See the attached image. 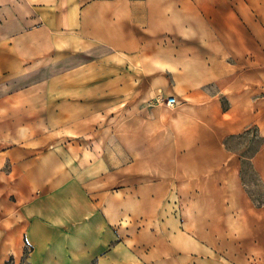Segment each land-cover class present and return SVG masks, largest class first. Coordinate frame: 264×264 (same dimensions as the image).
Instances as JSON below:
<instances>
[{"label": "crops", "instance_id": "0c3cea01", "mask_svg": "<svg viewBox=\"0 0 264 264\" xmlns=\"http://www.w3.org/2000/svg\"><path fill=\"white\" fill-rule=\"evenodd\" d=\"M250 128L264 0H0V264H264Z\"/></svg>", "mask_w": 264, "mask_h": 264}, {"label": "rangeland", "instance_id": "374dc122", "mask_svg": "<svg viewBox=\"0 0 264 264\" xmlns=\"http://www.w3.org/2000/svg\"><path fill=\"white\" fill-rule=\"evenodd\" d=\"M80 62L81 63H88L91 62V55L88 54H81L80 55ZM88 69L86 65H83L80 67V76L82 78H86V74L88 73ZM79 92L80 96L77 105L79 112V118L71 120L65 124L71 125L76 124L77 129L79 132L82 131H91V86L89 87L87 85V82L81 83L79 86ZM49 108L55 106L53 103H49ZM113 108L115 107L114 102L112 103ZM103 116H101L99 119H97L96 122H102ZM61 126V122L58 119H49V130L54 129L56 127ZM260 141V137L257 134V131L255 128H250L245 133L235 136L232 139H230L229 146L234 147L238 150L239 154L241 155V159L243 161V170H242V176H243V182L245 185V188L248 190L250 195L253 197V199L256 202H264V186L261 185L257 175L254 173V171L251 169L248 157L251 155L253 150L257 147L258 143ZM54 139L50 140V143H53Z\"/></svg>", "mask_w": 264, "mask_h": 264}, {"label": "built area", "instance_id": "2783aa9c", "mask_svg": "<svg viewBox=\"0 0 264 264\" xmlns=\"http://www.w3.org/2000/svg\"><path fill=\"white\" fill-rule=\"evenodd\" d=\"M165 102H166V104H168V105H174V104H176V99H175L174 96H167V97L165 98Z\"/></svg>", "mask_w": 264, "mask_h": 264}, {"label": "trees", "instance_id": "16d2710c", "mask_svg": "<svg viewBox=\"0 0 264 264\" xmlns=\"http://www.w3.org/2000/svg\"><path fill=\"white\" fill-rule=\"evenodd\" d=\"M247 131H248V130H247ZM259 142H260V141H259ZM225 143H226V141H225ZM258 144H259V143H258ZM257 146H258V145H257ZM254 150H255V149H254ZM254 150H253V152H254ZM253 152H252V153H253ZM252 153H251V154H252ZM242 163H243V161H242ZM251 197H252V196H251ZM252 199H253V197H252ZM253 201H255V200L253 199ZM255 202H256V201H255ZM7 264H9V263H7Z\"/></svg>", "mask_w": 264, "mask_h": 264}]
</instances>
